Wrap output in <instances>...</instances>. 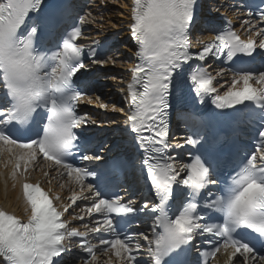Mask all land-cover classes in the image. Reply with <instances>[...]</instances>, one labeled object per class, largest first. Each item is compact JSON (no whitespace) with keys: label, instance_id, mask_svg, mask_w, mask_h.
<instances>
[{"label":"snow or ice","instance_id":"snow-or-ice-1","mask_svg":"<svg viewBox=\"0 0 264 264\" xmlns=\"http://www.w3.org/2000/svg\"><path fill=\"white\" fill-rule=\"evenodd\" d=\"M198 6L199 0H133L131 5L129 31L138 46V63L126 84L125 123L142 153L140 170L156 199L136 208L132 201L123 202L118 195L105 197L94 184H85L96 173L68 162L76 151L83 161L102 159L87 154L88 129L98 121L86 112L78 113L79 105L86 98L91 103V98L77 76L86 67L84 48L77 43L82 29L64 23L75 19L71 4L68 0H0V154L7 152L15 160L13 179L17 173L24 176L42 156L50 166L63 169L80 186L81 194H90L73 193L70 205L61 210L54 205L58 196L50 197L39 182H24L23 198L30 212L26 222L0 209V264H64L65 242L72 238H79L78 247L86 253L83 264H100L98 250L108 257L104 264H113L112 256L116 264H208L202 258L215 257L221 248L231 249L226 264H234V258H242L240 264H264V71L239 73L223 94L206 68L197 67L190 76L178 71L209 55L226 54L232 59L238 53L250 58L264 53H257L251 37L241 40L232 30L218 31L200 51L190 52L189 34L197 22ZM260 17L264 19V11ZM86 19L80 17L79 24ZM256 34L264 35V30ZM258 47L264 50V40ZM87 55L93 64L108 63L95 48ZM189 80L190 90L201 102L215 93L216 108L247 110V117L258 124L260 145L228 180L214 178V157L199 138L185 139V144L199 146L200 154L179 168L174 157L166 154L171 100ZM253 80L261 87H254ZM100 107L108 105L101 102ZM217 184H223L217 189L220 194L211 190ZM79 199H90L91 204L74 219L98 216L94 226L85 225V231L70 228L62 219ZM136 212L152 220L151 235L139 233L145 244L133 243L115 226L114 217L126 222ZM93 233L100 234L98 244L89 242ZM105 233L111 238H104ZM198 235L218 237L221 242L209 241L212 250L194 260Z\"/></svg>","mask_w":264,"mask_h":264},{"label":"bare ground","instance_id":"bare-ground-1","mask_svg":"<svg viewBox=\"0 0 264 264\" xmlns=\"http://www.w3.org/2000/svg\"><path fill=\"white\" fill-rule=\"evenodd\" d=\"M132 3L133 0H95L92 1V4L88 5L87 12L85 13L89 27L88 33L91 38H96L97 40L102 41L119 37L122 42L121 45L124 44V46L117 50L115 55L104 58L108 63L99 65L98 70L103 71L100 72L99 75L100 77H104L101 80L102 84L108 86H106L105 92L101 93L99 96V101L96 100V97H91V109L93 115L97 117L98 123H101L97 129H93L94 132L92 135H96L98 131H105L107 134L102 136V141L104 142L107 139H110V146H112V148L109 150H112L115 146L122 148V143L124 142V139L122 138L130 135L127 132L128 126L125 123L126 113L129 106L124 97L126 94V84L131 77L130 70L137 64L136 42L131 37L129 31ZM217 8L218 6L213 8L212 12L218 15L229 13L236 21L238 30H240L244 36H248L252 32L255 33L252 38L256 39L258 37L256 33L261 32L264 29V20L256 23H251L247 19L242 20L241 18H245V15H241V12H236L238 11V7L230 8L229 6H223L222 11L216 10ZM242 23L247 24L246 26H248L250 30L247 31V27ZM89 24H92L94 27ZM90 28L95 29V32L91 31ZM96 29H100L101 31L96 32ZM196 37H198L199 40H204V42L213 39V35H207L205 37L196 35ZM113 58L116 61L114 64L112 63ZM216 75V78L224 80L223 86L227 87L231 81V77H223L218 72H216ZM252 82L253 85L256 84L255 80ZM257 87L259 88L261 85L257 84ZM101 102L108 105V107L101 108ZM113 106H115V109ZM121 109H123V111H121ZM103 110L107 111V116L99 115ZM108 136L112 138H108ZM180 138L181 137L176 136L174 141H177ZM124 150L126 151L127 149ZM14 164L15 160L12 159L7 152L0 154V206L4 207L8 213L25 216L27 214V206L23 203L19 195L20 183L17 175L15 179H13L12 176ZM31 165L34 169L25 175L26 178L42 180V182L47 185L46 188L54 196H59L60 201L70 204V197L73 193H76L77 185L71 181V179L59 176V174L53 170H48L47 172L42 165H34L33 163ZM45 172L48 173L47 176H45ZM83 208L84 204H78L76 209H71V213L74 215L80 214L82 213L81 209ZM144 233L151 235L149 225L146 226ZM136 242L142 244L146 243L142 241L140 237L139 239H136ZM229 254L230 251H221L216 258L215 264H226ZM99 259L100 264H104V261L107 260L108 257L102 255ZM111 259L113 264H116V257L112 256ZM240 259L242 258H234V264H240ZM64 264L73 263L72 260L69 259L65 261Z\"/></svg>","mask_w":264,"mask_h":264},{"label":"rangeland","instance_id":"rangeland-1","mask_svg":"<svg viewBox=\"0 0 264 264\" xmlns=\"http://www.w3.org/2000/svg\"><path fill=\"white\" fill-rule=\"evenodd\" d=\"M105 8H107V7H105ZM105 8H103V9H105Z\"/></svg>","mask_w":264,"mask_h":264}]
</instances>
